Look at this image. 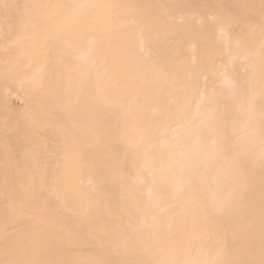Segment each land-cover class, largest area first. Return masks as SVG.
<instances>
[{
    "label": "bare ground",
    "instance_id": "bare-ground-1",
    "mask_svg": "<svg viewBox=\"0 0 264 264\" xmlns=\"http://www.w3.org/2000/svg\"><path fill=\"white\" fill-rule=\"evenodd\" d=\"M30 6L42 7L41 14L45 13L42 31L51 26L45 31L54 32L56 21L65 31L57 29V36L56 31L42 34L45 48L53 49L46 53V57L51 54L45 59L51 64L48 70L38 62L41 46L32 29L40 16L33 17ZM1 12L3 38L13 36L15 30L14 36L19 34L23 27L28 33L21 32L23 36L30 34L27 47L24 43L16 47L12 41L14 48L11 38L7 42L0 36V45L6 42L12 55L22 44L19 58H10L5 49L1 52L2 45L0 54H10L4 59H19V64L23 58V67L16 62L15 67H6L22 73L21 91L34 86L29 103L40 100L33 110L28 103V124H33L29 126L36 128L40 122L36 119L42 122L38 131L30 129L34 135L29 130L30 144L20 153L28 165L21 162L18 181H0V260L231 264L246 259L260 264L264 259V0H0ZM28 15L36 20L31 26ZM18 16H26L21 21L26 23ZM15 21L20 22V30ZM21 33L16 36L19 42ZM63 33L64 39L59 36ZM72 40L76 44L70 46ZM33 41L39 46L37 55L30 53L35 51ZM56 50H63L65 57ZM6 63L4 68L0 64L1 70ZM38 72L41 75L36 77ZM30 77L42 78L33 82ZM54 81L61 83L58 89ZM26 84L29 87L23 89ZM50 144L46 157L44 149ZM40 145L42 159L33 153V148L41 152ZM229 202L224 211L218 210Z\"/></svg>",
    "mask_w": 264,
    "mask_h": 264
},
{
    "label": "rangeland",
    "instance_id": "rangeland-1",
    "mask_svg": "<svg viewBox=\"0 0 264 264\" xmlns=\"http://www.w3.org/2000/svg\"><path fill=\"white\" fill-rule=\"evenodd\" d=\"M9 7H10V6H9ZM30 7H32V8L34 9V13H35V14H34V13L31 14V15H34L33 17H35L37 14L40 16V17H39V16L36 17V18L39 17L40 19H37L38 21H37L35 27H33V28H35V29H32V28H30V27H29V29L36 30V31H37V32H36V33H37V34H36V35H37L36 43H37V42L40 43V45H39V44H38V45L41 46V50H39V49H38L39 46H37V44H35V42H34L35 40H34V41L31 43V44L34 43V45H32L33 47H31V48H34L35 51H37V52H35V51H34V52H31V51H32V49H31L30 53H35V55H37L36 53H39V51H41L38 55H41V54H42V55H41L42 57L39 56V60H40V59H43V60H42L43 62H42V61H39V60H38V62H39V64H40V63H43V66L46 65L47 70H48V69H49V66H50L51 64H49V66H48V65L45 63L46 61H48V60H45V59L49 56V54H48L47 57H46V53H48V51H50V50L53 51V49H49L48 46H47V48H48L49 50H48L47 48H45L46 45H48V44L45 45V43H44L45 41L42 40V34L45 36V32L47 31V28H48V30H49L51 26H50V27H48V26L45 27V28H46V31H45V28H44V31H45V32L42 31L41 29H43V27L41 26V24H43V23L45 24V22H43V20H42V19H43L42 17L45 16V15H44L45 13H43V15L41 14L42 7H40V10H41V11L38 9V7H35V6H30ZM5 8H6V7H5ZM15 8H17V7H15ZM20 8H21V7H20ZM20 8H18L17 10H19ZM22 8H24V7H22ZM26 8H27V7H26ZM26 8H25V9H26ZM7 9H9V8H7ZM25 9H21L20 11H24ZM27 9H28V8H27ZM5 10H6V9H5ZM5 10H2V12L5 11ZM14 10H16V9H14ZM25 11H26V10H25ZM25 11H24V12H25ZM2 12H1L0 14H3ZM15 12H16V11H15ZM42 12H44V11H42ZM16 13H17V12H16ZM27 13H28V12H25V15H27ZM48 13H49V12H48ZM5 14H6V16H7V14H9V13H6V12H5ZM23 14H24V13H23ZM23 14L20 13V15H22V16H23ZM3 15H4V14H3ZM12 15H13V14H12V12H11V16H12ZM15 15H16V14H15ZM20 15H19V16H20ZM29 15H30V14H29ZM29 15H28V20L26 19V18H27L26 16H24L23 18L18 16V18L20 19V20H19V19H18V20H19L20 22H21V21L23 22L22 19H24V18L26 17V18H25L26 21L31 20V23H30V26H31V24H32V20H33V19H29ZM41 15H42V16H41ZM48 15H49V14H48ZM1 16H2V15H1ZM1 16H0V17H1ZM49 16H50V15H49ZM7 17H10V15H8ZM13 17H14V16H13ZM13 17H12V18H13ZM30 17H31V16H30ZM45 17H46V16H45ZM2 18H4V17H2ZM2 18H1V19H2ZM6 19H7V18H5V20H6ZM8 19H9V18H8ZM15 19H16V21H18L17 18H15ZM15 19H14V20H15ZM25 19H24V21H25ZM46 19H47V18H45L44 20H46ZM3 20H4V19L0 20V24H1V21L4 22ZM14 20H13V21H14ZM34 20H35V18H34ZM34 20H33V21H34ZM16 21H15V22H16ZM35 21H36V20H35ZM8 22H9V20L7 21V23H8ZM15 22H14V24L16 25V23H17V24H18V27H19L20 22H19V23H18V22L15 23ZM22 22H21V23H22ZM46 22H48V20H47ZM50 22H51V21H49L47 25H49V24L51 25ZM25 23H26V22H25ZM25 23H22V24H25ZM28 23H29V22H28ZM55 23H56V25H55ZM55 23H54V25L58 27V28H56V30H55V31H56V36H57V33H58V32H61V33H62V31L65 32L64 29H63L62 31H61L62 28L59 29V28H60V26H59L60 24L58 25V24H57V21H56ZM58 23H59V22H58ZM9 24H11V26H12V25H13V22L11 23V21H10ZM22 24H21V25H22ZM33 24H34V22H33ZM44 24H43V25H44ZM4 25H5V23H4ZM26 25H27V24H26ZM26 25H24V26H26ZM6 26H7V25H6ZM8 26H9V25H8ZM11 26H10V28H11ZM16 26H17V25H16ZM16 26H15V27H16ZM55 26H54V27H55ZM12 27H13V26H12ZM21 27H23V25H22ZM54 27H52V28H54ZM65 27H66V29H67V26H65ZM10 28L8 27V29H10ZM13 28H14V27H13ZM25 28H26V27H25ZM27 28H28V27H27ZM8 29H7V30H8ZM11 29H12V28H11ZM15 29H18V28L16 27ZM15 29H14V30H15ZM22 29H23L24 31H19V34H20L21 32L23 33V32L26 31V30L24 29V27L21 28V30H22ZM54 29H55V28H54ZM54 29H53V30H54ZM57 29L59 30L58 32H57ZM66 29H65V30H66ZM1 30H2V29H1V26H0V32H1ZM7 30H6V31H7ZM14 30H13V31H14ZM19 30H20V27H19ZM3 31H4V30H3ZM9 31H10V30H9ZM15 31H16V30H15ZM15 31H14V32H15ZM55 31H54V32H55ZM10 32H12V31H10ZM14 32L11 33V34H13V36H11V35L9 34L10 36L8 37L9 39L11 38V39H10V42L12 43L11 46H12L14 43L16 44V45H15V44H14V45L17 47V44H18V43H24V44H25V43L29 42V40H27L26 38H27V37L30 38V34H29V36L26 37V36H25V33H24V36H25V38H24L23 34L21 33L22 36H23V39H21L22 42H19V41H17V40H20V39L17 38L16 36L18 35V37H20V35H19V34H16V35L14 36ZM29 32H30V31H29ZM43 32H44V33H43ZM48 32H49V31H48ZM54 32H53V31H50L49 33H47V32H46V33H47V34H51V33L54 34ZM7 33H9V32H7ZM7 33H4V34H6V35L8 36ZM17 33H18V31H17ZM26 33H27V31H26ZM31 33L33 34L34 32L31 31ZM66 33H67V31H66ZM66 33L59 34V36H61L62 39H64V36H65V37L67 36ZM2 34H3V33H2ZM27 34H28V33H27ZM32 34H31V35H32ZM33 35H34V34H33ZM33 35H32V36H33ZM0 36H1V33H0ZM2 36H4V35H2ZM2 36H1V38H3ZM22 36H21V37H22ZM52 36H53V35H49L48 39L52 38ZM59 36H58V37H59ZM12 37H13V39H12ZM14 37H16V39H14ZM46 37H47V36H46ZM53 37H54V36H53ZM5 38H7V37L5 36L3 39L5 40ZM8 38H7V42L9 41ZM59 38H60V37H59ZM25 39H26V40H25ZM31 39H32V38H31ZM44 39H45V38H44ZM52 39H53V38H52ZM73 39H74V37H73ZM76 39H77V38H75V40H76ZM0 40H1V39H0ZM15 40L17 41V43H16ZM23 40H25V41L23 42ZM54 40H55V39H54ZM58 40H59V39L56 40L57 42L55 41V42H56V45H57V43H58ZM75 40H72V41H73V44H71L70 46H73V45H75V44L77 43V40H76V43L74 44ZM5 41H6V40H5ZM12 41H13L14 43H13ZM30 41H32V40H30ZM50 41H52V40H50ZM1 42H2V41H1ZM47 42H48V41H47ZM59 42H61V41H59ZM63 42H64V40H63ZM3 43L5 44L6 42L3 41V42L1 43V45L4 46V47H2V46L0 45V46L3 48V50H1V52H3L4 49H5V51L7 50L6 47H5L6 44L4 45ZM52 43H54V42H52ZM52 43H51V44H52ZM7 44H8V43H7ZM24 44H23V46L26 45V44H25V45H24ZM27 44H30V43H27ZM9 45H10V44H9ZM14 45H13V48H14ZM20 45L22 46V44H19V46H18V48H17V49L19 50V52H21V51H20L21 48L19 49ZM35 45L37 46V48H36ZM49 45H50V44H49ZM59 45H60V44H58L57 46H59ZM61 45H62V44H61ZM66 45H67V44H66ZM28 46H31V45H28ZM57 46H56V47H57ZM26 47H27V45H26ZM52 47H55V46L52 45ZM52 47H50V48H52ZM59 47H60V46H59ZM61 47H62V46H61ZM63 47H64V48L66 47L65 49H67V46H63ZM63 47H62V48H63ZM74 47H75V46H74ZM2 48H1V49H2ZM7 48H8V45H7ZM13 48H10V49H8V50H11V49H13ZM28 48H29V47H28ZM28 48L23 47V50L25 51V49H26V51H27ZM57 48H58V47H57ZM70 48H71V47H69L68 49H70ZM29 49H30V48H29ZM36 49H38L39 51L36 50ZM58 49H59V48H58ZM65 49H64V51L66 52ZM15 50H16V49H13V52H14ZM23 50H22V51H23ZM70 50H72V49H70ZM5 51H4V52H5ZM16 51H17V50H16ZM16 51H15V52H16ZM52 51H51V53H52ZM56 51H58V53H59V50H56ZM1 52H0V53H1ZM6 52H8V51H6ZM10 52H11V53H10ZM10 52H8V53L11 54V55L9 54L11 57L8 55V53H6L10 58L15 59L16 57H18V58L21 57V56H16L17 53H19V52H17L16 55H15V54L12 55V51H10ZM62 52H63V50H62ZM62 52H60L61 54L59 53V55H61L60 57H62ZM69 52H70V51H69ZM73 52H74V51H73ZM23 53L26 54L27 52H26V53L23 52ZM6 54H5V56H4V54H3L2 56H1V54H0V59H1V57H3V56H4L6 59H8V56L6 57ZM24 54L21 53L20 55H22V57H23ZM53 54H54V53H53ZM53 54H52V56H53ZM68 54H69V53H68ZM68 54H67V55H68ZM72 54H74V53H72ZM27 55H29V57H30L32 54L30 55L29 53H27ZM27 55H25V56H27ZM54 55H56V54H54ZM63 55H64V54H63ZM70 55H71V54H70ZM70 55H69V56H70ZM12 56H13V57H12ZM14 56H15V58H14ZM74 56H75V55H74ZM4 57H3V59H4ZM32 57H38V56H32ZM49 57H51V54H50ZM63 57H65V55H64ZM63 57H62V58H63ZM53 58H56V57H53ZM62 58H61V59H62ZM13 59H11V60L9 59L10 62H9L8 60H5V59H4V62H5V63L8 61V62L5 64V67H6L7 64H8V65L10 64L8 67H10L11 65H12V68L15 67L16 65H13V63L15 64V62H16L17 60H19V59H16V61L14 60L15 62H12ZM20 59H22L21 61H19V62H22V63H20V64H23V58H20ZM25 59H27V58H25ZM48 59H49V58H48ZM59 59H60V58H59ZM59 59H58V61H59ZM67 59H68V58H67ZM70 59H71V58H70ZM74 59H75V58H74ZM28 60H29V58H28ZM55 60H56V59H55ZM65 60H66V59H65ZM75 60H76V59H75ZM75 60H74V62H75ZM2 61H3V60H2ZM53 61H54V60L52 59V62H51V63H54ZM61 61H63V60H60L59 64L61 63ZM0 62H1V61H0ZM4 62H1V63H0V64L2 65V67H3V65H4ZM27 62H28V61H27ZM30 62H31V58H30ZM36 62H37V61H36ZM36 62H35V63H36ZM2 63H3V64H2ZM16 63H17V62H16ZM49 63H50V62H49ZM68 63H69V62H68ZM17 64H19V63H17ZM20 64H19V66H20ZM28 64H29V63H27V65H28ZM32 64H33V63H32ZM39 64H38V65H39ZM61 64H62V63H61ZM65 64H66V63H65ZM65 64H64V65H65ZM71 64H72V63H71ZM29 65L32 66L31 64H29ZM38 65H36V67H37ZM55 65H56V64H55ZM62 65H63V64H62ZM17 66H18V65H17ZM43 66H42V67H43ZM52 66H53V65H52ZM68 66H69V65H68ZM72 66H74V65H72ZM78 66H79V65H78ZM0 67H1V66H0ZM2 67H1V68H2ZM20 67H23V66L21 65ZM56 67H57V66H56ZM56 67H54V68H56ZM74 67H75V66H74ZM3 68H4V67H3ZM3 68H2V69H3ZM12 68H10V69L7 68V67L5 68V70H6V69L9 70V72H8V71L4 72L5 70H1V69H0V84H1L0 87H1V91H2V92H0V181L2 180V181L7 182V183H10L11 181L13 182V180H14L13 178L16 179L15 182L18 181L19 176H20V171L22 170L21 162L23 161V162H22V165H23V163H26V164H27V162H26L25 160H21V159H20V157L23 155V153H22L21 156H20V153H21V151H22L23 149H27V148H25V147L28 145V142H29L28 139H31V138L29 137V134L32 132L31 130H33V128H34V131H35L36 128H39V125H40L41 122H42V119H41V120H37V119H36V121H40V122H38L39 125L35 123L36 125H35V124H34V125L37 126V127L35 128L34 126H32V129H31V127L29 126V125H33V124H31L32 122H31L30 120H29V122H31V123L28 124V119H27V117L30 116V115L28 114V113H29V112H28V109H29V108H28V106H29L28 103L32 101V100H29V99H28V98H31V97H28V96H30V95H28V94H29V92L32 90L31 88H33L34 86L31 87V88H30L31 90H30V89L25 88V87H29V86H27V84H26V85L23 87V89L25 88L27 91H26V92H25V90H24V92L21 91V90H22V87H21V89H20V80L22 79V78H21V77H22V76H21L22 73H20V72H19V74H18V72H17V74H14L15 72H14V73H11V72L13 71ZM16 68H17V67H16ZM18 68H19V67H18ZM25 68H26V67H25ZM27 68L30 70V67H29V66H28ZM27 68H26L25 72H28V71H29V70L27 71ZM34 68H35V67H34ZM44 68H45V66H44ZM77 68H80V67H77ZM38 69H39V70H42L41 67L38 68ZM38 69H37V70H38ZM51 69H52V68H51ZM59 69H60V68H59ZM63 69H64V68H63ZM71 69H72V67H71ZM71 69H70V70H71ZM11 70H12V71H11ZM15 70H16V69H15ZM15 70H14V71H15ZM23 70H24V69H23ZM23 70H22V71H23ZM32 70H33V69H32ZM37 70H34V71H37ZM64 70H67V68H65ZM74 70H75V69H74ZM77 70H78V69H77ZM80 70H81V69H80ZM10 71H11V72H10ZM30 71H31V70H30ZM34 71H33V72H34ZM42 71H44V70H42ZM45 72H46V71H45ZM64 73H65V72H64ZM71 73H72V71H71ZM79 73H80V71H79ZM81 73H82V72H81ZM23 74L27 76V74H25L24 72H23ZM30 74H31V73H30ZM37 74H39V72H38ZM37 74H36V75H37ZM48 74H49V77L51 78V79H49V78H48V79H49V80H53V79H54V78H52L53 76L51 77L52 74H51V75H50V73H48ZM59 74H63V73L60 72ZM73 74H74V73H73ZM73 74H72V75H73ZM24 75H23V76H24ZM32 75H33V74H32ZM36 75H35V76H36ZM40 75H41V74L37 75L36 77H38V76H40ZM42 75H43V74H42ZM64 75H65V74H64ZM29 76H30V75L28 74V77H29ZM79 76H80V75H79ZM28 77H27L26 79H29ZM46 77H47V76H46ZM62 77H63V76H62ZM64 77H67V76H64ZM64 77H63V78H64ZM70 77H71V76H70ZM76 77H77V75L75 76V78H76ZM30 78H32V77H30ZM41 78H42V77H40V78H36V79H41ZM43 78H44V76H43ZM63 78H60V79H63ZM80 78H81V77H80ZM32 79H33V78H32ZM36 79H33V82H34V80H36ZM68 79H69V78H68ZM24 80H25V78H24ZM42 80H43V79H42ZM58 80H59V79H58ZM80 80H81L80 83L83 85V83H82L83 80H82V79H80ZM44 81H45V80H44ZM55 81H56V80H55ZM55 81H54V83H55L56 85H55V84H54V85H55V87H57L56 89H58V88H59L58 84L60 85L61 83H56ZM23 82H24V81H23ZM33 82L31 81V82H29V83H33ZM35 82H36V81H35ZM46 82H47V80H46ZM49 82H50V81H49ZM62 82H63V81H62ZM64 82H65V81H64ZM75 82H77V80H76ZM21 83H22V82H21ZM25 83H26V82H25ZM27 83H28V80H27ZM29 83H28V84H29ZM42 83H43V82H42ZM67 83L69 84V82H67ZM80 83H78V84H80ZM35 84H36V83H35ZM37 84H38V83H37ZM37 84H36V85H37ZM49 84H51V83H49ZM62 84H63V83H62ZM70 84H71V82H70ZM72 84H73V83H72ZM39 85H40V84H39ZM41 86H42V85H41ZM45 86H46V85H45ZM47 86L49 87V85H47ZM63 86H64V85H63ZM65 86H66V85H65ZM65 86H64V87H65ZM74 86H76V85H74ZM79 86H80V85H79ZM39 87H40V86H39ZM55 87H53V88H55ZM60 87H61V86H60ZM68 87H69V86H68ZM82 87H83V86H82ZM51 88H52V86H51ZM75 88H76V87H75ZM34 89H36V88H34ZM40 89H42V88H40ZM46 89H47V88H45L44 91H45ZM49 89H50V87L48 88V90H49ZM62 89H63V88H62ZM70 89H71V87H70ZM28 90H29V91H28ZM37 90H38V88H37ZM67 90H68V89H67ZM81 90H82V89H81ZM81 90H80V91H81ZM51 91H52V89H51ZM53 91H55V90H53ZM62 91H63V90H62ZM62 91H61V92H62ZM27 92H28V93H27ZM32 92H33V90H32ZM34 92H36V91H34ZM39 92H40V91H39ZM46 92L48 93L47 90H46L44 93H46ZM61 92H60V93H61ZM70 92H71V91H70ZM82 92H83V90H82ZM26 93H27V94H26ZM37 93H38V92H36V94H37ZM47 93H46V95H47ZM51 93H53V92H51ZM54 93H55V92H54ZM57 93H59V92H57ZM78 93H79V92H78ZM23 94H25V95H23ZM33 94H34V93H33ZM41 95H44V94H41ZM48 95H49V94H48ZM52 95L54 96V94H51L50 96H52ZM55 95H57V94H55ZM62 95H64V94H62ZM77 95H78V94H77ZM80 95H81V93H80ZM31 96H32V95H31ZM35 96H36V95H35ZM57 96H58V95H57ZM59 96H61V95L59 94ZM67 96H68V95H67ZM73 96L75 97V95H73ZM81 96H82V95H81ZM81 96H80V97H81ZM22 97H24V99H23ZM40 97H41V96H40ZM55 97H56V96H55ZM65 97H66V96H65ZM77 97H78V96H77ZM32 98H33V96H32ZM32 98H31V99H32ZM43 98H44V97H43ZM48 98H49V97H48ZM69 98H70V97H69ZM78 98H79V97H78ZM37 99H38V100H37V101H38L37 103H35V102H36V99H35V98H34L35 102H34L33 104L29 103V104L31 105V107L33 106L32 108H30L31 110H33L34 105H36V104L39 103L40 100H39V98H37ZM40 99H41V98H40ZM49 99L51 100V98H49ZM52 99H53V98H52ZM57 99H58V98H57ZM60 99H62V98H60ZM70 99H71V98H70ZM28 100H29V101H28ZM47 100H48V99H47ZM72 100L74 101V98H73ZM48 101H49V100H48ZM73 101H72V102H73ZM77 101H78V100H77ZM32 102H33V101H32ZM52 102H53V101H51V103H52ZM54 102H55V101H54ZM58 102H59V101H58ZM58 102H57V103H58ZM64 102H67V99H66V101H63V100H62L61 103L64 104ZM74 102H76V101H74ZM78 102H79V101H78ZM78 102H76V103H78ZM81 102H82V101H81ZM49 103H50V102H49ZM59 104H60V103H59ZM59 104H58V105H59ZM67 104H68V103H67ZM70 104H71V103H70ZM79 104H80V103H79ZM82 104H84V101L82 102ZM41 105H43V104L41 103ZM45 105H46V103L44 102V105H43V106H45ZM52 105H54V103H53ZM60 105H61V104H60ZM74 105H75V104H74ZM36 106H37V105H36ZM38 106H39V104H38ZM38 106H37V107H38ZM46 106H48V105H46ZM62 106H63V105H62ZM62 106H61V107H62ZM64 106H65V105H64ZM70 106H71V105H70ZM78 106H79V105H78ZM80 106H82V105H80ZM40 107H41V106H40ZM40 107H39L38 109H40ZM54 107H55V105H54ZM58 107H59V106H58ZM67 108L69 109V107H67ZM35 109H36V107H35ZM43 109H44V108H43ZM43 109H41L42 112L44 111ZM47 109H48V107H47ZM50 109H51V108H50ZM50 109H49V110H50ZM53 109H54V108H53ZM57 109H58V108H57V106H56V110H57ZM62 109H64V108H62ZM72 109H75V108H72ZM81 109H82V110H81ZM81 109H80V110L83 112V107H82ZM51 110H52V109H51ZM65 110H66V108H65ZM29 111H30V110H29ZM37 111H40V110H37ZM63 111H64V110H63ZM69 111H70V110H69ZM75 111H76V110H75ZM31 112H32V111H30V113H31ZM35 112H36V110H35ZM35 112H32V113L34 114ZM50 112H51V111H50ZM54 112H55V110H54ZM36 113H37V112H36ZM45 113H47V112H46V109H45L44 114H45ZM58 113L61 114V111L59 112V109H58ZM58 113H57V114H58ZM73 113H74V112H73ZM79 113H80V112H79ZM27 114H28V115H27ZM40 114H41V113H40ZM52 114H53V113H52ZM69 114H70V113H68V115H69ZM47 115H48V114H47ZM50 115H51V114H50ZM61 115H62V114H61ZM61 115H60L59 117H61ZM64 115H65V114H64ZM70 115H71V114H70ZM73 115H75V114H73ZM76 115H77V114H76ZM57 116H58V115H57ZM65 116H66V117H69V116H67V115H65ZM77 116H78V115H77ZM79 116H80V115H79ZM36 117H37V116H36ZM52 117H53V116H52ZM55 117H56V116H55ZM75 117H76V116H75ZM80 117H81V116H80ZM28 118H29V117H28ZM30 118H31V117H30ZM32 118H33V116H32ZM32 118H31V119H32ZM34 118H35V116H34ZM39 118H42V117L39 116ZM44 118H45V117H44ZM48 118H50V116H49ZM70 118H71V116H70ZM81 118H82V117H81ZM50 119H51V118H50ZM59 119H60V118H59ZM62 119H63V118H62ZM67 119H68V118H67ZM32 120H34V119H32ZM74 120H75V119H74ZM77 120H79V118H78ZM47 121H50V120L48 119ZM56 121H57V120H56ZM58 121H59V120H58ZM62 121H63V120H62ZM64 121H65V120H64ZM66 121H67V120H66ZM68 121H69V120H68ZM72 121H73V120H72ZM33 122H34V121H33ZM50 122H52V120H51ZM50 122H48V123H50ZM79 122H81V120H79ZM48 123H46V125H48ZM59 123H60V122H59ZM66 123H67V122H66ZM74 123H75V121H74ZM51 124H52V123H51ZM53 124H54V123H53ZM62 124H65V123H61L60 125H62ZM69 124L71 125V122L68 123V125H69ZM72 124H73V122H72ZM75 124H76V123H75ZM80 124H81V123H79V125H80ZM57 125H58V123H57ZM57 125H56V126H57ZM60 125H59V126H60ZM68 125H67V126H68ZM79 125H78L77 127H79ZM44 126H45V124H44ZM44 126L42 125L41 127H44ZM50 126H51V125H50ZM56 126L54 127V130H56V129H55ZM59 126H58V127H59ZM72 126H74V125H72ZM72 126H69V127H72ZM29 127H30V128H29ZM48 127H49V126H48ZM51 127H53V126H51ZM62 127H63V126H62ZM65 127H66V126H65ZM74 127H76V126H74ZM63 128H64V127H63ZM67 128H68V127H67ZM67 128H66V130H67ZM30 129H31V130H30ZM40 129H41V128H40ZM43 129L45 130V128H43ZM61 129H62V128H60V131H61V132H62V131H63L64 133L67 132L66 130H61ZM74 129L76 130V128H74ZM29 130H30V133H29ZM36 130H37V129H36ZM41 130H42V129H41ZM77 130H78V129H77ZM34 131H33V133H31V134L34 135ZM37 131H38V130H37ZM39 131H40V130H39ZM47 131H49V130L47 129ZM50 131H51V130H50ZM71 131H72V130H71ZM71 131H69V132H71ZM53 132H54V131H53ZM53 132H52V133H53ZM61 132L58 131V136L62 135ZM73 132H74V131H73ZM73 132H72V133H73ZM35 133H37V135H39V134H38L39 132H35ZM40 133H41V132H40ZM42 133H43V131H42ZM49 133H50V132H49ZM56 133H57V132H56ZM56 133H55V135L57 136ZM59 133H60V134H59ZM64 133H63V135H64ZM77 133H78V132H76V134H77ZM31 134H30V135H31ZM46 134H48V133H46ZM50 134H51V133H50ZM33 135H32V136H33ZM37 135H36V136H37ZM40 135H41V134H40ZM73 135H74V134H73ZM77 135H78V134H77ZM41 136H42V135H41ZM45 136H46V135H45ZM45 136H44L43 139H42L43 141H44ZM66 136H67V135H66ZM69 136L71 137V138L69 137L70 139H72V138L74 137V136H72L70 133H69ZM75 136H76V135H75ZM39 137H40V136H39ZM48 137H49V136H48ZM50 137H52V139H53V136H50ZM64 137H65V136H64ZM60 138L62 139L63 137L61 136ZM76 138H77V137H76ZM32 139H33V138H32ZM35 139H36V138H34V140H35ZM45 139H47V138H45ZM49 139H50V138H49ZM54 139H55V138H54ZM54 139H53V140H54ZM58 139H59V138H58ZM66 139H67V138H66ZM70 139H69V140H70ZM34 140H33V142H36V141H34ZM40 140H41V138L39 139V141H40ZM53 140L50 141V142H48V143L54 142ZM59 140H60V139H59ZM74 140H75V139H74ZM48 141H49V140H48ZM56 141H57V140H56ZM56 141H55V142H56ZM64 141H66V140H62V142H64ZM71 141H73V140H71ZM75 141H77V140H75ZM75 141H73V143H75ZM33 142H31V143H32L31 145H33ZM46 142H47V141H46ZM43 143H44V142H43ZM67 143H69V141H67ZM67 143L65 144V142H64L65 145H67V146L69 145V146H70L71 142H70L69 144H67ZM76 143H77V142H76ZM29 144H30V142H29ZM38 144H41V145H42V143H38ZM38 144H37V145H38ZM53 144H54V143H53ZM53 144H52V146H53ZM35 145H36V144H35ZM35 145H34V147L37 148V146H35ZM41 145H40V146H41ZM54 145L57 146V144H54ZM61 145H62V144H61ZM73 145H74V144H73ZM28 146H29V145H28ZM28 146H27V147H28ZM50 146H51V144H50L49 146L47 145V149H44V147L41 146L40 149H39L41 152H39L38 149L35 150V148H33V149L35 150V151L33 150V153H38V154H37L38 156H37L36 154H30V155H32V157H33V155H35V156H37V157L40 156V159L45 158V156L42 154L43 151H42L41 149H44V152H46V157H47V156H48V152H49L48 150L51 149V148L49 149ZM58 146H59V145H58ZM69 146H68V147H69ZM53 147H55V146H53ZM53 147H52V148H53ZM59 147H60V146H59ZM59 147H58V148H59ZM72 147H73V146H72ZM63 148H64V145L62 146V149H63ZM65 148H66V147H65ZM65 148H64V150H67V149H65ZM31 150H32L31 148H28L27 151H31ZM57 151H58V150H57ZM22 152H23V151H22ZM44 152H43V153H44ZM53 152H54V151H53ZM61 152H62V151H61ZM61 152H60V153H61ZM27 153H28V152H27ZM27 153H26V154H27ZM31 153H32V152H31ZM39 153L42 154L43 156L41 157V155H40ZM49 153H50V152H49ZM26 154H25V155H26ZM25 155H24V156H25ZM51 155H52V154H51ZM51 155H50V156H51ZM54 155H55V154H54ZM57 155H58V154H57ZM57 155H56V156H57ZM59 155H60V154H59ZM35 156H34V158H35ZM52 156H53V155H52ZM52 156H51V157H52ZM27 157H28V159L30 158V156H27ZM24 158H25V157H24ZM49 158H50V157H49ZM49 158H47V159H49ZM54 158H55V157H54ZM25 159H26V158H25ZM40 159H39V160H40ZM47 159H45L46 164H47L48 162H50V160L53 159V158L49 159L48 162H47ZM57 159H58V158H57ZM32 160H33V159H32ZM32 160L30 161L31 163H32ZM24 161H25V162H24ZM41 161H42V160H41ZM51 161H52V160H51ZM30 162H29V163H30ZM51 163H52V162H51ZM26 164H25V165H26ZM49 164H50V163H49ZM49 164H47L48 167H45V168L48 170V173H51V171L49 170V166H50ZM52 164L54 165V163H52ZM27 165H28V164H27ZM27 165H26V166H27ZM31 165H32V164H31ZM41 166H43L42 163H41ZM44 166H45V165H44ZM44 166H43V167H44ZM51 166H52V165H51ZM31 167H32V166H31ZM31 167H28V168H31ZM24 168H25V166H24ZM24 168H23V169H24ZM26 168H27V167H26ZM51 169H52V168H51ZM26 170H27V169H26ZM48 175H49V174H48ZM43 176H44V174H43ZM45 176H46V175H45Z\"/></svg>",
    "mask_w": 264,
    "mask_h": 264
},
{
    "label": "snow or ice",
    "instance_id": "snow-or-ice-1",
    "mask_svg": "<svg viewBox=\"0 0 264 264\" xmlns=\"http://www.w3.org/2000/svg\"><path fill=\"white\" fill-rule=\"evenodd\" d=\"M262 161H264V152H262ZM229 202L228 204H221L219 206V211H224L225 208L230 206ZM0 264H43V262L39 261V260H23V259H6V260H0ZM231 264H256L255 261H251V260H240V261H235V262H231ZM260 264H264V259H262L260 261Z\"/></svg>",
    "mask_w": 264,
    "mask_h": 264
}]
</instances>
